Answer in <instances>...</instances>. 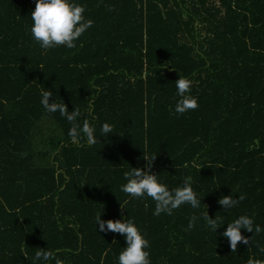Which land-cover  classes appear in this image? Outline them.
I'll return each mask as SVG.
<instances>
[{"label":"trees","instance_id":"16d2710c","mask_svg":"<svg viewBox=\"0 0 264 264\" xmlns=\"http://www.w3.org/2000/svg\"><path fill=\"white\" fill-rule=\"evenodd\" d=\"M0 264H264V0H0Z\"/></svg>","mask_w":264,"mask_h":264}]
</instances>
